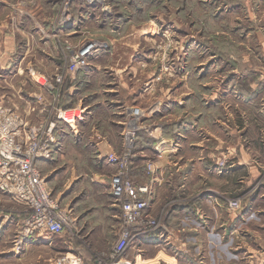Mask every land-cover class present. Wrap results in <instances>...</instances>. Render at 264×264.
Wrapping results in <instances>:
<instances>
[{"label":"rangeland","instance_id":"374dc122","mask_svg":"<svg viewBox=\"0 0 264 264\" xmlns=\"http://www.w3.org/2000/svg\"><path fill=\"white\" fill-rule=\"evenodd\" d=\"M47 1L48 5H45L44 0L16 1V3L21 2L23 4V9L27 8V10L32 11L33 20L28 21L27 19L23 24L37 28L43 27L45 14L48 13L50 15L53 12H57L54 18L51 20L49 19V25L53 23L52 25L58 27V30L64 29V31L61 32L62 35L73 32L77 35V38L70 40L68 38L66 39L65 36L53 33L56 51H48V53L49 56L53 58L58 56L56 59H58V62L61 64L53 65L51 63L45 67V74H47V77H43L53 86L54 90L52 91L56 90L57 92L54 96H50L51 94H44L47 96L45 97L43 95L46 100H48L47 104L51 106L55 105V109L57 110L62 109V105L66 107L71 105L73 106L71 109H75L74 106L81 104L79 98L83 99L89 94H84V92L81 91V96H76V98L71 97V100L65 99L62 94H60L61 90L63 92L65 91L67 84L69 87L71 86V83L68 81L66 82V80H70L72 76L74 77L82 70L89 69L88 64L90 62L88 60V64L85 67L75 72L70 70V58L85 42L92 41L94 43L96 42L97 45H106L105 49L98 50L94 53L93 58H97L98 61L108 56L107 53L111 49L110 40L107 37L118 39L126 33L128 27L140 25V23H150L154 26L152 27L154 28L153 32L149 31L147 36L143 35L141 37L142 42L137 46L136 53L134 52L132 56L133 60L139 63L138 69L141 79L139 78L140 81L138 82H140L141 85L144 83L141 92H143L145 88V93L149 94V96H147L148 101L151 97V93H154V96L156 95V97H158L162 94H166L168 90H178L177 94H183L185 96L179 95L176 96L175 99L171 98L174 99L173 104L176 103L177 106L189 105L192 108H207L219 104L222 108H226V110L222 111L223 117L221 119L215 118L211 122L216 125L223 123L221 125H223L224 128H221L220 131L223 130L224 132V129H229L228 133L225 132L227 133L225 136L227 141L224 147L225 154L219 155L220 157L214 163L211 171L216 176L223 175L228 168V157H231V152L229 154L227 149L231 146L232 140L236 139V142L241 141V147H247L243 146V135L246 132H240V130L234 126V121L232 123L233 125H231L232 119L230 122V118H232L233 112L227 107H247L248 105H255L258 112L264 115V0H154V2H150L149 0H122L120 2V7H115V2L119 3V0H109V4L104 0H99V2H95L92 5L87 3V0H71L68 8L69 18L63 16L64 0ZM14 3L15 1L12 4ZM21 3H19V5ZM94 4L99 6H96V9L91 11L90 6ZM102 7L107 10L103 11ZM0 9L3 10V5ZM104 13L107 15H103ZM122 13L125 18L124 22L116 19V17ZM90 25H92L93 28H90ZM93 30L98 33H94L95 31ZM83 33L88 34L83 35ZM34 36L38 37L35 34ZM132 68L134 69L135 66ZM34 69L36 72L40 73L37 68ZM147 70L150 71L147 72ZM38 73L34 74L35 83V76L41 75ZM125 73L127 74L128 72ZM207 74L208 77H206ZM234 74L236 76L232 77ZM52 75H55V78L60 77L61 83L57 84L55 79L54 82H52L49 79ZM88 75L91 77L90 69ZM103 79H105V77H100V75H98L97 79L91 77L94 84L93 89H97L95 87L97 83L107 87L108 83H105L106 81ZM92 81L90 83H92ZM110 81H112L111 88L115 85L117 86L115 76L114 79L112 77ZM141 85L138 84V89ZM173 85L175 86L174 89L172 88ZM12 86L14 85L10 83L2 84L1 95H5L0 98L1 102H4L5 105L15 110H17L16 107L22 109L20 105L23 107L27 106L26 108H28V110H30L29 106H33L36 109L40 108V105L37 103L38 99L36 98L32 99L31 102L29 99H27L29 102L24 101L23 97H21L23 90L18 92L16 89V96L20 103L18 104L19 106L15 105L13 101L8 102L7 92H9V89L12 91ZM4 88H6V90H3ZM39 88L45 89L42 87ZM224 89L227 90V95H230L232 100L220 97L219 94ZM253 89L257 91L256 96L249 95L251 94L250 90ZM45 90L48 92L47 89ZM259 93L260 97H258ZM114 95H112L113 104L110 102L109 98L108 100L105 99L107 107L110 108L109 112L111 111V113H114V116H109L106 110L100 111L104 113L102 116L106 118L111 125L118 124L119 119L115 114L121 113V108H123L125 112L128 108L133 109L131 105H135L131 101L128 103V100H125L128 99V97L124 98L122 101L123 103L120 101L117 103V97ZM9 96L14 100L11 95ZM165 97L167 96L163 97L164 100ZM141 99L142 100L138 101H141L142 104H137L138 106L148 107V104L149 106L152 104L145 101L143 97ZM216 100H218V102H216ZM144 102L146 103L145 105L143 104ZM165 104H167V102L162 103V105ZM135 107L141 111L139 107ZM102 108H105V106L103 105ZM39 111L40 110H38V112ZM160 111H162V115L160 114L158 119L164 115L163 109L160 108ZM40 114L45 117V121L48 120L50 122L56 119V112L51 109L48 113ZM29 115L30 113L27 116L28 119ZM241 115L244 118L247 116L246 112H243ZM193 117H199V114L195 113ZM179 119H181L179 123L183 122V116ZM77 121L78 120H74L73 128L74 125H77ZM87 123L88 126L83 128L86 136L90 127L99 125L97 122L96 125H94L95 123ZM157 123L161 122L157 120ZM36 124H38V122ZM198 128L199 127H197V129ZM70 130H72L71 127L65 132L67 135L71 136ZM115 130L116 133H118L117 135L122 132V129L117 128ZM206 136H203L202 145H205V147L207 146V148L210 147V150L213 148V145L210 140L208 141ZM119 138L120 136L115 139L119 140ZM65 151V155L62 158L57 157L54 161H51L52 159L49 160L45 168L42 169V176L47 182V187L51 190L52 198L59 202L62 209L68 208L71 217L75 220V229L71 232L67 230V233L62 236L64 238L56 241V245L52 247L54 249H45L46 254L44 255L40 252H31L27 255H22L25 252V247L29 246V241L34 236L24 241L19 252L15 251L14 244L16 235L22 228V221L28 215L19 206H4L0 204V213L4 217H9L10 214L20 216V220H18L13 234L9 238H3V242L0 243V264H42L40 263L41 261H44V264H72V262L69 261L75 260L72 257L73 255L80 260L81 264H136L134 259L136 255H139L137 254L139 243L135 242V244L133 243L127 246L120 256L114 255L120 227L118 223L116 225L113 223L112 217L116 212L113 211L112 213H108L107 211L109 203L107 199L100 195L102 191L100 188L101 186L98 185L100 186L98 187L97 184L92 181L97 178L96 173L101 171L90 159L94 156L93 148L88 145L86 148H72L71 150L66 149ZM200 151H198L197 154L201 157ZM114 153H116V151ZM134 153H137V149ZM179 157L180 154L177 153V156L170 158L167 163L168 167L171 168V173L175 176V180H177V177H181L177 170L181 167L182 169L184 168V165H182L183 160H179ZM129 168V176L132 178L131 167ZM102 173H107V171H103ZM241 177L243 182L248 181L246 174L244 175L243 172ZM207 178H209V180L206 181L196 178L190 186V189H187L189 190L187 193L175 192L174 195H171V193L166 192L163 195L164 199L161 200V206L154 216V219L158 223L157 229L163 225L164 221L169 219L172 207L175 204L184 202L185 196L189 194L195 195V193L198 194L206 185H212L213 188L210 189V191L216 194V196H220V192H223L217 190L218 188L220 189V186L215 189L218 181L211 177ZM74 180L75 183L73 184L70 198L64 202L58 200L57 196L61 199L60 197H63L62 193ZM261 182L264 183V180H261ZM229 187H231L229 184L223 187V190L230 191V194H228L229 197H227V194L223 192L224 196L222 203L224 208H222L223 211H220V218L225 223L224 229L229 226L231 230L233 226V215H236V213L242 210L245 200L243 201L242 197H233L231 194L232 191L227 189ZM180 193H182V195ZM71 199L72 202L67 206L66 204H69ZM230 200H237L239 202V208L237 210L229 208L228 202ZM261 204L263 203L261 202ZM92 210H95V213L97 211V214L90 213ZM262 211H264V209ZM120 214L121 212L118 209L117 215ZM208 215L213 217V215H210V211ZM84 217H87V223L89 221L87 224L88 228H94V230L98 229L96 220H106V222L103 221L100 224L101 242L98 243V246H95L94 242L90 240L89 229L83 227V222L78 223V220L80 221V219ZM95 217L100 219H95ZM213 219L214 222L212 225L214 226L217 220H215V217H213ZM256 226L257 230H255L256 227L253 224L249 226L242 225L240 241H237L232 246L231 243H229V250L226 248L227 244L224 245L223 243V247L217 244V247L213 249L218 255L216 259H212L213 257H211L210 254L208 256L209 258H207V252L204 253L203 258V252L201 254V252H199L200 249H196L194 245L188 252L191 257L185 260L179 259V262L182 264H221L219 262L223 260V264H228L229 262V264H232L231 261L234 255L231 252L238 250L239 254L236 257L240 258L239 260H235L238 261L239 264H258L260 261H258L256 257L262 260L264 256V217H261L260 221H257ZM217 227H220V225ZM3 247L7 248L6 253H10L9 255H12L11 257L8 255L2 256ZM58 250L59 252L57 253ZM253 253L254 256L252 255ZM151 257L152 255L150 253L145 252L141 254V261ZM65 258L66 260H64Z\"/></svg>","mask_w":264,"mask_h":264},{"label":"crops","instance_id":"0c3cea01","mask_svg":"<svg viewBox=\"0 0 264 264\" xmlns=\"http://www.w3.org/2000/svg\"><path fill=\"white\" fill-rule=\"evenodd\" d=\"M14 1L15 3L12 4ZM16 1L17 0H0V8L3 5V10L0 9V98L5 95H1L2 84H13L12 91L9 89V92H7L8 102L13 101L15 105H18L20 103L16 96V89L18 92L23 90L21 97L27 102H31L32 99H35L36 95L43 96L44 94H51L50 96H54V94H57L56 90L49 93L46 92L45 89L39 88L40 86L34 82V74L38 73L34 68L40 71L38 74L45 77L47 75L45 74L46 66L51 63L53 65L61 64L58 62V59H56L58 56L56 58L50 57L48 51H56L53 33L62 35L61 32L64 31V29L58 30V27L52 25L53 23L49 25V19L51 20L54 18L57 12H53L50 15L48 13L45 14L43 27L37 28L23 24L27 19L28 21L33 20L32 11L27 10V8L23 9V4L19 2L21 3L19 5ZM44 3L48 5L47 0H44ZM102 10L106 11L107 9L103 8ZM152 27L154 26L150 23H140V25L128 27L126 33L118 39L107 37L110 40L111 47L107 53L108 56L98 61L97 58H93V56L89 59L90 63L88 66L91 77L95 79L98 78V75H100V77H105L103 80L106 81L105 83H108L107 87L97 83L95 86L97 89H93V81L88 75L89 69L82 70L74 77L72 76L70 80H66V82L68 81L71 83V86L69 87L67 84V88H64L65 91L63 92L61 90L60 92L65 99L71 100V97L76 98V96H81L82 92H84V94H89L83 99L79 98L81 104L74 106L75 109H71V107H73L71 105L67 107L65 105L61 106L63 110L74 111L78 115L76 119L78 121L77 125H74V128L73 125L71 127V136L67 135L65 132L69 128L67 125L63 123L57 124V130L54 133L56 145L53 147L51 161H54L57 157L62 158L65 155L66 149H81L86 148L88 145L93 148L94 156L90 158L91 161H93L102 172L107 171V173L103 174L101 171L96 173L97 178L92 181L97 184V186H101H98L102 190L100 195L107 199L109 203L108 213H112L113 211L116 212L112 217L113 223L116 225L118 223L119 215L117 214L119 208L114 205L112 196L108 192V184L110 183V178L115 168L106 163V157L108 154L114 153L115 151L116 153L121 152L123 142L121 137L122 132L117 135L118 133H116L115 129H122L123 122H125L131 109L128 108L124 112V109L121 108V113L115 114L119 119L118 124L115 125H111V123L102 116L104 113L100 111L106 110L109 116H114V113H111V111L109 112L110 108L107 107L105 101L109 98L110 102L113 104L112 95L114 94V96L117 97V103H119L118 101L122 102L124 98L128 97V99L125 100H128V103L131 101L135 104L131 105L132 108H136L135 106L139 107L142 114L139 120L140 130L138 132L137 153L135 154L134 162L131 166L133 178L131 179L136 186H149L150 194L143 197L148 200L149 207L147 212L153 218L158 212L161 206V200L164 199L163 195L166 192L171 193V195H174L175 192L187 193L189 192L187 189H190V186L196 178L205 181L209 180L207 177L216 179L218 182L215 189L220 186V189L218 188L217 190L225 192L227 197H229L228 194H230V191L223 190V187L229 184L231 187L227 189L232 191L231 194L233 197H242L243 201L245 200L242 210L236 213V215H233V226L230 230L229 226L224 229L225 223L220 218V211H223L222 208H224L222 203L224 196L223 192L219 191L220 196H216V194L210 191L213 186L206 185L198 194L195 193V195L189 194L185 196L186 199L184 198L183 203L175 204L172 207L171 216L167 221H164L160 228L134 240V244L135 242L139 243V251L137 250V254L139 255H136L134 259L135 263L182 264L179 262V259L185 260L191 257L188 252L194 245L196 249H200L199 252H201V254L203 252V258L204 253L207 252V258H209L208 256L210 254L211 257H213L212 259H216L218 255L213 249L217 247V244L218 246L220 244L221 247L227 244L226 248L229 250V243H231L232 246L237 241H240L242 225L249 226L253 224L256 227L255 230H257V221H260V218L264 217V211H262L264 209V183L261 182V180H264V115L258 112L255 105H248L247 107H227L233 112L232 118H230V122L232 119L231 125H233L232 123L234 121V126L237 127L240 132H246L243 135V146L247 147H241V141L236 142V139L232 140L231 146L227 149L229 154L231 152V157H228V168L223 175H214L211 171L214 163L219 159V155L225 154L224 147L227 142L225 136L229 132V129H224V132L223 130L220 131L221 128H224L223 125H221L223 123L216 125L211 122L215 118L221 119L223 117L222 111L226 110V108H222L219 104L207 108H192L189 105L177 106L176 103L173 104L175 97L179 95L185 96L183 94H177L178 90H168L166 94H162L158 97H156V95L154 96V93H151V97L148 101L147 96H149V94L145 93V88L143 92H141L144 83L141 85L140 82H138L141 79L138 69L139 63L135 62L132 56L134 52L136 53L137 46L142 42L141 37L143 35L147 36L149 31L153 32L154 28ZM90 28H93V26L90 25ZM94 33L98 32L95 31ZM34 34L38 37H35ZM85 34L88 33H83V35ZM62 36L70 40L77 38L75 32L63 34ZM134 66L135 68L133 69L132 67ZM149 71L150 70H147V72ZM125 72L128 73L126 74ZM111 76L113 79L115 76L117 80V86L115 85L112 88V81H110L112 78ZM235 76L234 74L232 77ZM206 77H208V74ZM49 79L54 82L55 75L50 76ZM91 81L92 83H90ZM135 81L138 83L135 84ZM138 84L141 85L139 89ZM172 88L174 89L175 86L173 85ZM3 90H6V88ZM227 93V90L224 89L219 95L221 98L224 97L227 100H232ZM250 93L249 95L256 96L257 91L253 89L250 90ZM9 95H11L14 100H12ZM164 96H167L165 100L163 98ZM142 97L145 101L152 104L150 106L148 104V107L138 106L137 104H142L141 101H138L142 100ZM258 97H260V93ZM27 99H29V101ZM164 102H167V104L162 105ZM216 102H218V100H216ZM102 104L105 108H102ZM143 104L145 105L146 103L144 102ZM20 106L22 109L16 107L20 114L28 116L30 113L29 119L31 125L34 126L37 122L40 123L45 121V117L41 116L40 111V113L38 112L39 109L33 106L32 108L28 105L30 109L28 110V108H26L27 106ZM160 108L163 109L164 115L158 119V116L160 114L162 115ZM243 112L247 114L245 118L241 115ZM195 113H198L199 117H193ZM181 116H183V122L179 123L181 120L179 118ZM157 120L161 123H157ZM87 122L95 123L94 125H96L97 122L99 125L90 127L86 136L83 128L88 126ZM197 127L199 128L197 129ZM150 131L154 136L149 135ZM119 136V140L115 139ZM203 136H206L208 141H211L213 148L210 150V147L207 148V146L205 147V145H202ZM198 151H200L201 157L198 156ZM177 153L180 154L179 160H183L182 165H184V168H178L179 170H177V172L180 173L179 176L181 177H177V180H175V176L171 173V168L168 167L167 163L170 158L176 157ZM146 161L153 162L155 172L152 177L146 174ZM47 163L48 162H37L36 166L41 174L42 169L45 168ZM242 172L244 175L246 174L248 179L247 182L242 181ZM74 183L75 180L72 181L68 188L62 193L63 197L59 199V196H57V199L61 202L69 199ZM180 194L182 195V193ZM71 202L72 199L69 201V204L66 205L69 206ZM261 202L263 204H261ZM0 204L4 206H18L10 196L4 195L1 192ZM209 211L210 215H213L215 220H217L214 226L212 225L214 219L208 215ZM90 213L97 214V211L95 213V210H92ZM95 219L100 218L95 217ZM18 220H20V216L10 214L9 217H4L0 213V243L3 242V238H9L13 234ZM87 220V217H84L80 219V221L78 220V223L83 222V227L89 229L87 226L89 221L87 223ZM103 221L106 222V220L103 219L96 220L97 230H94V228L89 229L90 240L94 242L95 246H98V243L101 242L100 224ZM218 225H220V227H217ZM63 238L62 236L52 237L46 233L37 234L29 241V246L25 247V252L22 255H27L31 252H40L44 255L46 254L45 249H54L52 247L56 245V241L62 240ZM2 252V256H12L9 255L10 253H6L7 248L5 247L2 248ZM58 252L59 250L57 253ZM145 252L150 253L152 257L141 261V254ZM231 253L234 255L231 261L232 264H239V262L235 260H239L240 258L236 257L239 251L235 250ZM252 255L254 256V253ZM256 259L260 261L258 264H264V256L262 260H259V257H256ZM222 261L223 260L219 263L223 264ZM40 263L44 264V261Z\"/></svg>","mask_w":264,"mask_h":264},{"label":"built area","instance_id":"2783aa9c","mask_svg":"<svg viewBox=\"0 0 264 264\" xmlns=\"http://www.w3.org/2000/svg\"><path fill=\"white\" fill-rule=\"evenodd\" d=\"M70 1H63V16L67 18ZM95 2L99 0H87L90 5ZM105 48L106 45L85 42L70 58V70L75 72L85 67L94 53ZM35 80L48 92L54 90L43 76H35ZM55 82L60 84L61 78L56 77ZM35 98L38 99L42 114L48 113L50 109L56 112L55 121H43L33 126L26 115L0 101V192L10 196L28 215L16 235V252H19L26 239L37 234L46 233L52 237H61L67 230L71 232L76 227L68 208L62 209L59 202L52 198L51 190L36 165L37 162H49L52 159L57 124L63 123L72 127L78 115L72 110L55 109V105L47 104L48 100L44 96L36 95ZM140 118L141 111L138 108L129 111L122 127V150L106 157V163L115 168L108 184V192L121 212L118 217L120 231L114 249L115 256H120L136 238L155 231L158 226L156 220L147 212L149 203L143 197L150 194L149 186H136L129 176V167L140 130ZM149 135L154 136L151 131ZM145 170L148 176L154 175L152 161H146ZM228 206L237 210L239 202L230 200ZM72 257L75 260L69 262L81 264L76 256Z\"/></svg>","mask_w":264,"mask_h":264},{"label":"trees","instance_id":"16d2710c","mask_svg":"<svg viewBox=\"0 0 264 264\" xmlns=\"http://www.w3.org/2000/svg\"><path fill=\"white\" fill-rule=\"evenodd\" d=\"M107 4H109V0H104ZM122 0H119V3H116L115 2V7H117V6H119L120 7V5H121V2ZM150 2H154V0H149ZM96 6H99V5H93V6H90V10H95L96 9ZM114 8V7H113ZM115 10V9H114ZM103 15H107L106 13H104ZM109 16V15H108ZM116 19L118 20V21H123L124 22V14L122 13V14H119V16L118 17H116ZM138 146V134H137V139H136V144H135V149H134V151L138 148L137 147ZM135 154V153H134ZM134 158H135V155L133 156V159H132V162H131V165H130V167L132 166V163L134 162Z\"/></svg>","mask_w":264,"mask_h":264}]
</instances>
